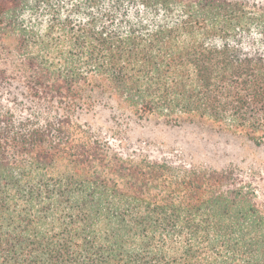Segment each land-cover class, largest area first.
I'll use <instances>...</instances> for the list:
<instances>
[{
  "label": "trees",
  "instance_id": "obj_1",
  "mask_svg": "<svg viewBox=\"0 0 264 264\" xmlns=\"http://www.w3.org/2000/svg\"><path fill=\"white\" fill-rule=\"evenodd\" d=\"M2 85L30 107L0 108V264H264L252 179L124 157L75 120L107 98L262 146L264 0H0Z\"/></svg>",
  "mask_w": 264,
  "mask_h": 264
},
{
  "label": "rangeland",
  "instance_id": "obj_2",
  "mask_svg": "<svg viewBox=\"0 0 264 264\" xmlns=\"http://www.w3.org/2000/svg\"><path fill=\"white\" fill-rule=\"evenodd\" d=\"M14 88L0 86V108L8 107L17 115L27 113L29 103L21 96L15 100ZM75 120L124 157L167 160L174 165L216 171L235 169L244 178L252 179L258 202L264 208V144L256 146L225 125L198 118L180 123L149 115L139 118L107 98L96 102L89 111H79Z\"/></svg>",
  "mask_w": 264,
  "mask_h": 264
}]
</instances>
